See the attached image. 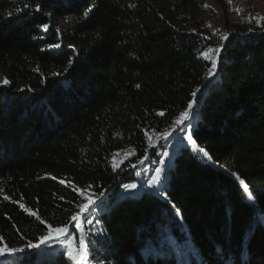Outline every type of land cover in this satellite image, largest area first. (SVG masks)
<instances>
[{
  "label": "trees",
  "instance_id": "obj_1",
  "mask_svg": "<svg viewBox=\"0 0 264 264\" xmlns=\"http://www.w3.org/2000/svg\"><path fill=\"white\" fill-rule=\"evenodd\" d=\"M205 1L0 0V237L24 249L3 264H75L28 248L47 228L24 209L69 226L85 189L103 196L92 264H264V21L209 77ZM196 89L189 132L211 159L180 145L164 197L120 196Z\"/></svg>",
  "mask_w": 264,
  "mask_h": 264
},
{
  "label": "rangeland",
  "instance_id": "obj_2",
  "mask_svg": "<svg viewBox=\"0 0 264 264\" xmlns=\"http://www.w3.org/2000/svg\"><path fill=\"white\" fill-rule=\"evenodd\" d=\"M205 2L208 14L204 27L206 30H209V36L217 41V46H223L220 56L226 43V40L221 39V37L225 34H227V37L231 34H235L236 36L243 38L241 35L245 36L249 33L256 35L258 31L262 30L261 27L264 21V0H231V3H229V0H206ZM237 9H239V11H237ZM209 55L215 57L216 53L213 52ZM194 112L195 104L193 107L192 117ZM174 121L164 132L155 133L150 136V159L153 155L154 159H152V162H149V164L145 163V161L139 165L136 163L130 164L128 174L134 175L135 180L129 184H136V188L132 190H125L124 187H122L120 196L147 191L164 197V195L159 194L157 189L161 186L164 187L163 184L166 179L168 169L171 166L173 155L175 154L178 146L189 144L185 138L189 133V127L188 132L183 130V126H180V130H177V126ZM185 124L188 125L189 121H185ZM166 131L170 133L167 136V139L163 136ZM132 155L133 153L131 151H119L114 159V167L117 168L123 162L131 160ZM161 161L163 163H161ZM156 168L162 169L161 184L157 185L155 188H150L148 187L146 181H149V178L155 175ZM81 195L83 199L87 196L89 199L96 200V204L98 206L92 207L88 213L81 215V226L79 229L75 227V222L72 221L71 225L68 226V234L65 235L63 239L66 242L71 241L73 250H75L79 244L81 233H83L84 241L88 248V264H92L89 259L90 244L93 243V234L97 226L94 221V217L99 213L101 208H103V196H93L85 191H82ZM84 202L87 203L86 200H84ZM86 221L91 222L89 223ZM73 230L76 231V233H74ZM39 248L51 252L64 251L67 253L66 247L56 242L54 239L50 240L48 245L41 244ZM21 255L22 253L18 254L19 257ZM6 261H8L7 257L0 258V264L5 263Z\"/></svg>",
  "mask_w": 264,
  "mask_h": 264
},
{
  "label": "snow or ice",
  "instance_id": "obj_3",
  "mask_svg": "<svg viewBox=\"0 0 264 264\" xmlns=\"http://www.w3.org/2000/svg\"><path fill=\"white\" fill-rule=\"evenodd\" d=\"M229 3H231V0H229ZM28 5H25V7H27ZM205 7H207V5H205ZM40 5L37 4L35 6V11H40ZM237 11H239V9H237ZM40 27L42 28V30L47 31L49 28L48 24H43L40 25ZM210 27V25H209ZM57 33H59V30L57 29ZM227 34H225L224 36L221 37V39L223 40H227ZM50 47H54V48H59L60 45L59 44H54V45H50ZM222 47L223 46H217L216 48H212V47H207L205 50L201 51L200 55L208 60L211 64V67L208 69V76L212 77L215 75V70L217 68V64H218V60L220 59V53L222 51ZM216 53V56L213 57L211 55H209L210 53ZM69 67H71V61L69 62ZM10 82L8 81L7 78L3 79L2 84L3 85H8ZM137 87H139V85H137ZM200 91V89H196L195 91L192 92V99L188 102L186 108L184 111H182L179 115V117L174 121L175 125L177 126V130H180V126H183V130L185 132H188V125L185 124V121H190L191 117H192V113H193V107L194 104L197 102V93ZM159 115H163V113H158ZM170 133H168L167 131L163 134L164 138L167 139V136ZM188 141L189 144L192 145L193 149H195L197 152L202 153L204 157H208L209 159H211V157H209L208 153L203 149V148H199L196 144V141L193 139L192 134L189 132L188 135L185 137ZM161 163H163L161 161ZM161 172L162 169L161 168H156L155 169V175L149 178V181H146V183L148 184V187L150 188H155L157 185L161 184ZM232 175L240 182L241 185L244 186V191L245 193H247L248 198L251 200L252 199V194L250 193V191L247 188V185L244 184V181L242 179H240V177L236 174V173H232ZM61 184L64 183L63 180L60 181ZM125 190H132L136 188V184H125L123 185ZM76 190V189H74ZM85 191H87V189H85ZM157 191L159 192V194L164 195V189L161 186L159 189H157ZM93 195H96L95 193H93ZM100 195H103V193H100ZM5 199H8V197H5ZM84 200L87 201V203L85 202H81L77 205V207L79 208V212H77L75 215H73L70 219L71 221L75 222V227L77 229L80 228V221H81V215L88 213L92 207L94 206H98L96 204V200L94 199H89L87 196L84 197ZM21 208H24V205H20ZM29 216H35V218L39 221L40 224H43L46 226L47 228V232L44 236H42L40 238V243L39 244H34L29 242L28 244V248L29 249H36L39 248L41 246V244H45L48 245L50 240H55L56 242L64 245L67 249V254L68 257L75 262V264H88V248L87 245L85 244L84 241V234L81 233L80 239H79V244L76 247L75 250H73V245L71 241L66 242L63 237L65 235L68 234V226L67 224H64L62 226H53L51 224L46 223V221L44 219H42L40 216H38L36 214V212L30 210V209H24ZM177 214H179L178 210H177ZM86 222H91V221H86ZM55 234V235H54ZM24 251V249L22 248H11L9 247V245L7 243H4V238L0 237V258H15L19 253H22Z\"/></svg>",
  "mask_w": 264,
  "mask_h": 264
},
{
  "label": "bare ground",
  "instance_id": "obj_4",
  "mask_svg": "<svg viewBox=\"0 0 264 264\" xmlns=\"http://www.w3.org/2000/svg\"><path fill=\"white\" fill-rule=\"evenodd\" d=\"M223 44V43H222Z\"/></svg>",
  "mask_w": 264,
  "mask_h": 264
}]
</instances>
